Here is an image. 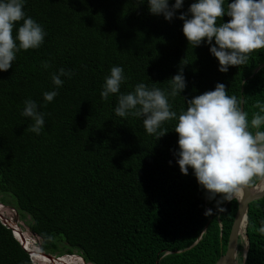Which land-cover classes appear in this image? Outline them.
Wrapping results in <instances>:
<instances>
[{
	"label": "trees",
	"instance_id": "1",
	"mask_svg": "<svg viewBox=\"0 0 264 264\" xmlns=\"http://www.w3.org/2000/svg\"><path fill=\"white\" fill-rule=\"evenodd\" d=\"M193 2L184 0L169 22L151 14L147 0H24L26 18L46 35L39 48L19 51L12 67L0 71V202L26 220L43 251L77 254L91 264H214L226 251L238 200L219 211L193 170L181 173L177 120L165 122L168 133L156 140L142 117L116 116L117 95L100 96L113 66L126 76L121 93L139 83L170 91L168 80L183 60L187 86L169 97L177 116L187 108L183 97L223 83L230 96L243 98L250 122L257 101L264 104V66L251 77L264 63V49L220 72L211 45L194 48L183 34L178 16ZM60 68L72 75L57 88L51 77ZM53 90L58 95L45 102L43 93ZM27 99L46 104L40 134L21 115ZM262 221L264 197L248 210L245 264H264ZM0 264H35L1 219Z\"/></svg>",
	"mask_w": 264,
	"mask_h": 264
},
{
	"label": "clouds",
	"instance_id": "2",
	"mask_svg": "<svg viewBox=\"0 0 264 264\" xmlns=\"http://www.w3.org/2000/svg\"><path fill=\"white\" fill-rule=\"evenodd\" d=\"M136 2L139 5L145 0ZM225 2L196 0L187 12L178 16L189 45L194 48L204 42L211 45L210 53L218 60L222 73L231 66L246 65L254 52L264 49V0H228L226 8ZM147 3L151 14L163 15L170 22L184 0H175L171 7L169 0H147ZM225 15L230 17L228 22H223ZM45 35L39 23L26 18L24 0H0V71L12 67L19 51L39 48ZM182 61L178 74L168 80L170 91L139 83L132 92L121 93L126 76L122 67L113 66L100 96L107 100L117 95L116 116L142 117L147 134L156 140L168 133L162 127L165 122L177 120L174 131L178 134L179 150L175 154L181 173L188 175L191 168L206 199L215 200L217 209L224 211L220 205L237 198L253 178L264 180V130H260L264 126V104L257 101L255 107L259 112L253 113L249 122L243 99L230 96L226 86L217 83L214 90L191 99L183 97L187 108L177 116L169 97L180 95L187 86L183 74L186 64ZM42 66L47 69L50 64L45 61ZM71 75L60 68L51 79L58 88L64 83L61 77ZM57 95L55 90L46 91L43 99L52 102ZM43 106L46 104L38 105L32 99L24 101L21 115L31 118L33 123L28 130L36 134H40L45 124V113L40 111ZM204 214L212 215V209H206ZM257 231L264 235V221Z\"/></svg>",
	"mask_w": 264,
	"mask_h": 264
},
{
	"label": "water",
	"instance_id": "3",
	"mask_svg": "<svg viewBox=\"0 0 264 264\" xmlns=\"http://www.w3.org/2000/svg\"><path fill=\"white\" fill-rule=\"evenodd\" d=\"M263 66H264V63L257 66L255 68L254 72L252 73L251 77L254 76ZM242 106L244 109V105H242ZM262 182H263L262 187H259ZM258 187H259V189H257ZM263 197H264V180L260 179L254 185L245 186L243 192L236 198L238 200V209H237V212H236V215H235L232 227H231V231H230V234L228 237L227 248H226V251L219 257V259L214 264H245L246 263L247 254H248V250H249V246H250L249 236L247 234L248 210H249V207L252 203H254L255 201H257ZM245 217L247 219H245ZM0 219L3 221L4 224L8 225L10 228L13 229L14 235L19 239V241L21 242L23 247L30 253V255L33 259L34 258L33 257L34 251H32L31 249L28 248V246L25 244V241L23 240V238L18 234L19 230L15 226L17 222L12 221V220L10 221L8 218L4 217V215L1 211H0ZM243 219H245L244 234L240 232V224H241V221ZM200 238H201V236L199 237V239ZM241 238L245 241V245H244L243 252H242V260H241V262H239L237 259V256L239 254V242H240ZM38 250L43 255H45L49 258H52V259H60L65 255H67V256L71 255V254H65V255L57 256L55 254H51V253H47V252L43 251L40 247ZM73 255H76V254H73ZM80 257L84 260V258L82 256H80ZM157 263L159 264L158 261H157ZM86 264H89V263L86 262Z\"/></svg>",
	"mask_w": 264,
	"mask_h": 264
},
{
	"label": "bare ground",
	"instance_id": "4",
	"mask_svg": "<svg viewBox=\"0 0 264 264\" xmlns=\"http://www.w3.org/2000/svg\"><path fill=\"white\" fill-rule=\"evenodd\" d=\"M263 182L259 187H262ZM259 187L257 189H259ZM4 209V205L0 203V210ZM16 226V225H15ZM17 227V226H16ZM244 227H245V219L241 221L240 224V232L244 234ZM20 228L18 227V230ZM23 240L25 241V244L28 246L29 249H31L33 252V259L36 261H40L43 264H86V262L79 256V255H69V256H76V257H62L60 259H52L49 258L45 255H43L38 248H35L34 245L32 244V239L30 235L22 230V232L19 230L18 233ZM67 256V255H65ZM78 256V257H77ZM80 257V258H79Z\"/></svg>",
	"mask_w": 264,
	"mask_h": 264
},
{
	"label": "rangeland",
	"instance_id": "5",
	"mask_svg": "<svg viewBox=\"0 0 264 264\" xmlns=\"http://www.w3.org/2000/svg\"><path fill=\"white\" fill-rule=\"evenodd\" d=\"M0 211L3 213L4 217L8 218L10 221L11 220L16 221L17 222L16 223L17 228L19 227L20 228L19 230L21 232L23 230L24 232L28 233L32 239V244L34 245V247L39 249L42 240L37 235L32 233V231L29 229L28 225L26 224V220L21 219L16 210L12 209L11 207L4 205V209H2ZM244 245H245V241L241 238L240 242H239V258H238L239 260L242 259V252H243ZM64 257H71L72 258V257H76V256H64ZM34 261L37 264H43L40 261H36V260H34ZM89 264H91V263H89Z\"/></svg>",
	"mask_w": 264,
	"mask_h": 264
},
{
	"label": "flooded vegetation",
	"instance_id": "6",
	"mask_svg": "<svg viewBox=\"0 0 264 264\" xmlns=\"http://www.w3.org/2000/svg\"><path fill=\"white\" fill-rule=\"evenodd\" d=\"M238 258H239V254H238V256H237V259H238ZM241 260H242V259H241ZM241 260L238 259L239 262H241Z\"/></svg>",
	"mask_w": 264,
	"mask_h": 264
},
{
	"label": "built area",
	"instance_id": "7",
	"mask_svg": "<svg viewBox=\"0 0 264 264\" xmlns=\"http://www.w3.org/2000/svg\"><path fill=\"white\" fill-rule=\"evenodd\" d=\"M36 264V263H35Z\"/></svg>",
	"mask_w": 264,
	"mask_h": 264
}]
</instances>
